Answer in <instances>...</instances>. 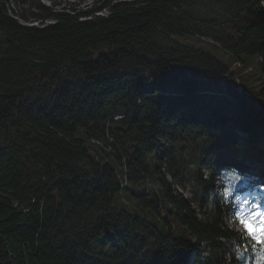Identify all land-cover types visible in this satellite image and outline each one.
I'll return each instance as SVG.
<instances>
[{"label": "trees", "instance_id": "obj_1", "mask_svg": "<svg viewBox=\"0 0 264 264\" xmlns=\"http://www.w3.org/2000/svg\"><path fill=\"white\" fill-rule=\"evenodd\" d=\"M8 1L0 0V264H187L193 251L202 259L204 244L202 264H245L232 250L250 241L226 223L231 198L214 178L227 170L264 185V103L240 92L209 45L242 61L237 70H253L243 54H260L264 94V0H101L84 11L37 1V14L53 20L39 25ZM206 88L222 93L199 92ZM218 95L239 97V111ZM191 132L212 145L196 174L212 199L203 216L163 171L166 156L174 179L183 177L176 146Z\"/></svg>", "mask_w": 264, "mask_h": 264}, {"label": "rangeland", "instance_id": "obj_2", "mask_svg": "<svg viewBox=\"0 0 264 264\" xmlns=\"http://www.w3.org/2000/svg\"><path fill=\"white\" fill-rule=\"evenodd\" d=\"M37 1H41L46 3L57 10H77V11H84L87 9H92L98 4L101 3V0H9L8 6L10 7L11 12L17 16L22 22H27L28 24H46L53 20L46 19L37 14L40 11V8L37 6ZM103 12H107V10H103ZM24 14V16L22 15ZM42 18V20L40 19ZM203 39L212 41L213 39L208 36H203ZM209 48L213 50L215 53L223 57L230 66V71H233L234 66L232 65L233 57L230 52L221 45H209ZM247 63L248 66H253V70L245 72V68L237 70L235 73L237 76L241 78L244 84L252 87V90L255 93L256 99L262 103H264V94L260 90V84L263 78V62L262 57L258 53H245L242 55ZM235 75V74H234ZM169 88L175 89L176 91H182L185 89V83L182 81H168L167 82ZM217 98L221 99L225 103V108L232 111H239L238 104L233 100L227 97L226 95H218ZM79 135L84 134V128H80L78 131ZM211 142L202 137L197 135L196 133H186L184 138H180L177 146H176V155H177V163L179 168L183 174V177L177 176L174 179V176L169 169L165 172L167 176L171 173L173 178V186L180 192L184 193L187 197L191 198L194 202L195 206H199L203 200V196L205 195V189L202 183L198 180L196 174L198 172L201 162V152L204 150H208L211 148ZM224 153H220L217 156L210 154L208 156V162L211 158H222ZM214 161V160H213ZM168 162V161H167ZM211 163V162H210ZM169 163H167L168 167ZM157 166V160L153 158L152 160V168L153 170ZM118 170L121 174H124L125 168L117 164ZM172 171V170H171ZM156 174V173H155ZM224 183L226 185V189L233 191L235 188V184H243L246 182V179L241 176L238 172H223ZM170 178V177H169ZM260 198L263 199V202L259 200ZM206 201L204 202L205 205L208 207L210 206V198L206 197ZM249 201L248 204H245L244 201ZM165 202V201H164ZM255 205H259V208H255ZM234 211L237 217L238 212H242L245 215H248V211H261L264 212V190L259 189H250L246 188L242 195H238L234 201ZM238 219V218H237ZM259 219V217L257 218ZM227 222L229 224H233L230 213H227ZM239 221V220H238ZM237 228L247 234L242 225L236 223ZM113 231H105V233L101 236L96 238L92 243L93 249H101L104 247V239L107 235H112ZM206 244L202 247V255H205L204 251L206 249ZM235 254L241 253L240 246H236L233 249ZM196 258V254H195ZM202 260L199 261L198 264H202ZM190 264H196L193 262Z\"/></svg>", "mask_w": 264, "mask_h": 264}, {"label": "snow or ice", "instance_id": "obj_3", "mask_svg": "<svg viewBox=\"0 0 264 264\" xmlns=\"http://www.w3.org/2000/svg\"><path fill=\"white\" fill-rule=\"evenodd\" d=\"M245 204L249 201L245 200ZM255 208H259V205H255ZM259 217V219H257ZM239 224L243 226L247 233V238L250 244L244 245V252L250 251V249L260 246L261 253L258 257L257 264H264V212L254 211L249 215H245L242 212L237 213ZM244 252H241L237 257V260L242 259Z\"/></svg>", "mask_w": 264, "mask_h": 264}]
</instances>
